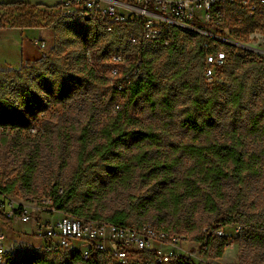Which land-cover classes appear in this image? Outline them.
<instances>
[{
  "label": "trees",
  "instance_id": "obj_1",
  "mask_svg": "<svg viewBox=\"0 0 264 264\" xmlns=\"http://www.w3.org/2000/svg\"><path fill=\"white\" fill-rule=\"evenodd\" d=\"M10 7L33 8L22 2L5 6ZM236 8L243 11L247 23L257 24L263 21V17L260 19L256 18L257 15L249 17L242 8L238 6ZM6 23L5 16L1 17L0 29L6 28ZM8 27L52 28L56 37L52 49V52L56 53V59L51 56L43 57L41 61L22 66L19 70L0 71V128H10L11 134L17 137L20 145L23 143L20 133L31 127L38 115L50 105L64 106L78 101L92 105L94 87L101 84L98 63L124 53L127 48L125 44L133 47L124 39L125 32L116 30L107 33L98 24L67 18L58 19L56 14L46 11L42 12L41 20L26 14L21 16L16 24H9ZM171 32L177 37L181 30L171 28ZM194 37L197 41L193 52L194 58L206 60L204 42L217 41L200 35ZM150 44L151 46L160 44L162 48L166 47L170 54L177 51V42L174 39L167 46L162 42ZM75 45L82 49L83 54L74 59V70L66 71L59 55L64 47ZM148 46L141 51V63L138 67L135 63L124 66L125 75L116 81V85H122L124 91L113 87L109 102L115 104L117 98L121 97L126 98L127 105L132 107L141 104L142 109H146L154 118L160 115L166 127L161 128L159 132L154 127L129 131L126 124L124 126L120 124L123 120H119L103 129L104 142L102 144L94 142L91 152L87 150L90 146L87 126L80 138L83 145L80 160H114L113 169L116 168L120 172L121 179L133 175L135 170L142 171L146 180L154 181L162 190L163 196H157L155 199V202L160 204L156 211L164 215V221L158 220L162 221L159 223L161 225L164 224L166 216L172 215L180 219L181 213L184 220L194 225L196 220H193L199 210L209 217L219 218L221 206L218 202L222 203L225 200L224 184L227 182V186L232 185L236 191V204L227 209L226 216L218 220L217 226L209 225L207 231L195 241L206 243L210 254L213 251V258L220 259L230 243L226 235L219 236L218 231L237 223L248 179H261L264 176V146L258 145L259 139L264 138V60L255 59L250 52L245 56H234L227 65V87L219 88L224 91L223 93H227L224 99L219 98L221 92L217 91L216 87L212 92L203 93L201 88L189 83L180 84L178 94L171 97L170 90L169 92L166 90L169 88L160 86L153 72L149 59L154 57L155 52ZM234 46L226 45L232 49ZM94 50H97L96 54ZM91 51L93 55L89 63L85 54L87 52L91 54ZM218 53V49L211 52L214 56ZM126 76L129 77L130 83L123 79ZM161 90L163 95L157 97L156 92ZM179 98H186L180 110L176 108ZM115 107L120 118L122 108L120 105ZM176 112L177 127L188 136V140L186 143L167 144L163 137L170 134L168 126L173 123ZM222 115L227 117L225 126L222 123ZM126 119L128 123L135 122L131 118ZM218 130L222 131L220 137L215 136ZM3 138L9 139L5 134ZM5 139L3 143H6ZM116 160L122 162L116 164ZM123 160H131L133 166H129ZM186 160H190L192 164L177 177L176 169L182 167ZM14 187L15 183L12 182L5 189L11 193ZM74 195V190H67L58 196L56 186L53 191L55 208L63 213L105 221L117 226L132 225L128 222L127 215L122 212L103 219L85 214L79 209H68L67 204L72 201ZM188 200H194L197 204L190 208L185 207ZM143 254L146 255L145 260H150V264H156L153 253ZM72 258L75 263L71 264H101L99 254H94L91 260L84 261L80 252L75 251ZM9 259L7 264H55L54 261L47 259V255L31 252H26L19 259ZM178 264L189 263L181 258Z\"/></svg>",
  "mask_w": 264,
  "mask_h": 264
},
{
  "label": "rangeland",
  "instance_id": "obj_2",
  "mask_svg": "<svg viewBox=\"0 0 264 264\" xmlns=\"http://www.w3.org/2000/svg\"><path fill=\"white\" fill-rule=\"evenodd\" d=\"M17 2L33 6V8H5L7 4ZM58 2L59 0H0V19L5 16L6 27L9 24H16L18 19L26 14L41 20L42 12L55 14V7ZM262 17L263 21L260 23H247L243 11L233 6L228 12L227 25L222 30H215L210 25L199 26L201 30L231 41L229 43L204 42V50L205 46L208 45L210 50L218 49L220 54H224L221 64H212L209 67L206 60H196L193 56L197 42L194 35L207 37L205 35L192 33L185 29L181 30L177 33V37L174 36V41L177 42V51L174 54H170L165 49L166 47L162 48L160 44L155 46L150 44L149 49L155 53L154 57L149 60L160 86L169 88L166 90L168 92L170 90L171 97L178 94L177 89L182 83L195 85L196 88H201L203 93L212 92L216 87V90L221 92L219 98L224 99V95L226 96L227 93H223L224 91L219 88L227 87V65L234 56H245L246 53L250 52L255 59L264 60V9L256 16L259 19ZM238 18L242 19L243 22L238 23ZM44 29L48 31L45 35L49 38L46 49L42 51L43 57L51 56V58L56 59V53L52 52L56 41L55 32L52 28ZM125 30V34H123L126 40V34L130 33L131 29ZM32 34L38 36V32L33 31ZM18 38L19 36L16 37V39ZM227 44L235 45V48H227ZM126 46V51L121 54L126 57L127 61H133L136 57V50L125 44ZM94 53L96 54L97 50H94ZM82 54V49L77 45L64 47L59 57L65 66V70H74V59L82 56ZM90 55H93L92 51ZM85 58L88 59L87 54H85ZM110 58L105 62L98 63V75L101 78V84L94 87L92 105L82 104V101L71 102L64 106L50 105L34 121L40 134L37 137V143L34 140L31 143L29 139H26L22 145L17 147L12 144L10 139H0V174L3 182H6L7 185L12 182L15 183L11 196L18 203L37 207L45 206L47 201H53V191L58 186V196L67 190H74L75 192L72 201L67 204L68 209H79L85 214L96 215L103 219L111 218L122 212L127 215L128 222L132 225L150 223L169 227L174 230L175 234L187 238L189 243H194L204 233L205 229L210 227L209 225L217 226L218 220L226 216L227 209L236 204V191L232 185L227 186V182L224 184L225 200L222 203L218 202L221 206L219 218L209 217L202 210H199L193 220H196L194 225L184 220L182 213L179 215L180 219L172 215L166 216L164 224L161 225L159 223L164 221V215H160L156 211L160 204L156 203L155 199L157 196H163L162 190L154 181L146 180L142 171L135 170L133 175L121 179L120 172L116 168L113 169L114 160H80L83 151L80 138L87 126H89L88 139L90 141L88 151L93 150L95 144H102L104 142L103 129L119 120H123L120 124L122 126L126 124V129L129 131L154 127L159 132L161 128L166 127L161 121L160 115L154 118V115H151L146 109H142L143 105L141 104L132 107L127 105L126 98L121 97L117 98L115 104L109 102L114 84L113 78L110 77ZM125 68L124 66L120 68L121 76L125 75ZM208 72L211 74V79L206 78ZM120 78L118 77V79ZM162 92V90L157 91V97L162 96ZM184 99L186 98H179L176 106L178 110L182 108ZM117 105L122 108L120 118L119 114L116 113L117 110H115ZM177 114L178 112H176L173 123L168 126L170 134L163 137L165 142H169V144L186 143L188 140V136L177 127ZM222 116V123L225 126L227 117ZM125 118H131L135 122L128 123ZM221 132L218 130L215 136L220 137ZM4 139L6 143L2 142ZM259 140L258 145L264 146V138ZM116 162L118 164L122 160H116ZM123 162L133 166L131 160H123ZM191 164L190 160H186L182 167L176 169V176L180 177L182 172ZM245 192L237 216V223L222 229L230 245L220 258V264H264V176L261 179L249 178ZM196 204V201L188 200L184 206L190 208ZM52 207L56 211L53 213L54 219H56L57 212L61 211L55 208L53 202ZM39 215V212L34 213L36 219ZM159 219L162 221H158ZM10 228L8 258L19 259L26 252L43 254L38 248V241L32 236L36 232L33 220L29 223L11 225ZM76 246L77 244L74 243V247ZM189 247L192 248L193 246L189 245ZM226 254L227 257H225ZM72 255L73 251H66L60 254L47 255V259L54 261L55 264H71L72 262L75 263ZM209 257L215 264L217 259L213 258V251ZM223 257L226 259L223 260ZM145 259L146 255L133 252L130 264H150V260ZM100 263L119 264L115 259L108 256L101 257ZM3 264H7V260Z\"/></svg>",
  "mask_w": 264,
  "mask_h": 264
},
{
  "label": "built area",
  "instance_id": "obj_3",
  "mask_svg": "<svg viewBox=\"0 0 264 264\" xmlns=\"http://www.w3.org/2000/svg\"><path fill=\"white\" fill-rule=\"evenodd\" d=\"M233 6L242 8L247 16L255 17L263 10L264 0H61L55 8V14L58 19L67 18L98 24L107 33L116 30L125 32V29L132 27L131 32L126 34V40L135 48L136 57L133 61H127L124 55L119 54L110 60L113 87L124 91L122 85H116L118 77H121L120 68L131 63L138 67L141 63V51L152 42L169 45L174 39L171 28L185 29L218 42H231L201 30L199 26L210 25L215 30H222L227 25L228 12ZM237 22L242 23V19L238 18ZM35 44L41 51L47 47L44 41H37ZM205 51L208 67L223 62L224 54L212 55L208 45L205 46ZM87 58L91 63L89 52ZM206 78L211 79L210 72L206 74ZM123 79L130 83L128 76ZM11 133L10 128H0V139L5 134L14 146L19 147L17 137ZM38 136L40 134L36 123L20 133L23 142L29 139L31 143L32 140L37 143ZM5 183L0 174V264H3L9 255L7 248L10 247V226L29 223L32 220L36 226V232L32 236L38 241V248L45 255L79 251L84 261H89L94 254H99L101 257H111L119 264H130L133 252H150L154 254L156 264H178L181 258L189 264H213L206 243H189L187 238L175 234L169 227L150 223L117 226L63 212H57L58 217L54 219L53 213L56 211L52 207L53 201H47V204L41 207L18 203L11 193L6 191L8 185ZM35 212L40 213L37 219ZM206 231L205 229L204 232ZM217 234L226 235L222 230ZM74 243L77 244L76 247ZM189 245L193 247L190 248ZM215 264H220V259L215 260Z\"/></svg>",
  "mask_w": 264,
  "mask_h": 264
},
{
  "label": "crops",
  "instance_id": "obj_4",
  "mask_svg": "<svg viewBox=\"0 0 264 264\" xmlns=\"http://www.w3.org/2000/svg\"><path fill=\"white\" fill-rule=\"evenodd\" d=\"M60 2L61 0L57 3V6ZM33 31L38 32V36H33ZM47 32L44 28L6 27L0 29V71L19 70L26 64L41 61L44 54L37 48L35 43L37 41L47 43L49 38L45 35ZM18 36L19 38L16 39ZM225 257H227V254ZM225 257H223V260L226 259Z\"/></svg>",
  "mask_w": 264,
  "mask_h": 264
},
{
  "label": "bare ground",
  "instance_id": "obj_5",
  "mask_svg": "<svg viewBox=\"0 0 264 264\" xmlns=\"http://www.w3.org/2000/svg\"><path fill=\"white\" fill-rule=\"evenodd\" d=\"M235 44V43H234Z\"/></svg>",
  "mask_w": 264,
  "mask_h": 264
}]
</instances>
